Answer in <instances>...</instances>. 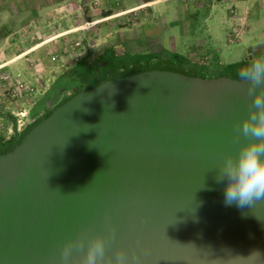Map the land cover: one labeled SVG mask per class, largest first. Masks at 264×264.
Here are the masks:
<instances>
[{"label":"water","instance_id":"obj_1","mask_svg":"<svg viewBox=\"0 0 264 264\" xmlns=\"http://www.w3.org/2000/svg\"><path fill=\"white\" fill-rule=\"evenodd\" d=\"M0 264H264V74L77 93L0 155Z\"/></svg>","mask_w":264,"mask_h":264},{"label":"rangeland","instance_id":"obj_2","mask_svg":"<svg viewBox=\"0 0 264 264\" xmlns=\"http://www.w3.org/2000/svg\"><path fill=\"white\" fill-rule=\"evenodd\" d=\"M202 1L204 8L190 9L188 16L179 5L171 8L175 3L172 1H163L166 3L143 10L139 15H116L112 9L91 15L88 13L90 8H86L76 19V28L82 31L60 33L53 29V21H46L50 31L43 33L34 28L36 0H29V20L34 23L30 24L28 32L12 33L8 53L14 56L13 63L8 65L0 60V136L9 139L14 135V128L17 133L22 132L41 119L50 98L64 86L63 73L77 66L84 56L93 64L105 52V58L132 63L128 68L145 69L165 59L164 55L173 54L175 46L200 39L212 49L216 47V54L186 57L201 62L208 72L219 74L227 65L250 58L252 49L264 43V0ZM100 4L94 2L92 7ZM186 17L193 25V33L183 32ZM74 24L76 22L72 21L71 25ZM79 35L90 37L98 45L84 46L85 42L81 40L70 42ZM26 39L27 46L20 47ZM2 51L4 48L0 47V54ZM123 70L125 67L119 71ZM73 93V89L64 92L57 103ZM17 121H20V127H17Z\"/></svg>","mask_w":264,"mask_h":264},{"label":"crops","instance_id":"obj_3","mask_svg":"<svg viewBox=\"0 0 264 264\" xmlns=\"http://www.w3.org/2000/svg\"><path fill=\"white\" fill-rule=\"evenodd\" d=\"M28 1L29 0H0V28H4L5 26L4 29L0 30V34L1 32H3L0 39L1 41L0 47L4 48V51H2L3 53L0 54V60L4 61L3 63H6L8 65H11L14 59L13 58L14 56H10L11 54L8 53V48L10 46L8 42L10 43V41H12V33H19L22 31L28 32L30 30V26H32L30 24L34 23V22L30 23L29 20ZM97 1L99 3L101 2L100 6L93 8L92 4ZM163 1L175 2L171 6V8H175L176 5L181 6L180 9H182L183 12L187 13L186 16L190 14L189 12L190 9L196 8L197 10H201L202 8H204V5L202 4L203 2L202 0H181V2L179 3H178L179 0H36V5H35L36 27L34 28L37 30V32L45 33L47 31H50V25L47 24L46 21L48 22L53 21L54 22V24H52L53 29H57V31L60 33L73 31V30L74 32H78V31L80 32L82 31L79 30L81 28H76L78 24L77 23L78 21L76 19L80 17L79 12L81 10L82 12H84L86 8H90L88 13L91 15L94 14L96 15L100 11L104 12V11H109L111 9L114 12L116 11L115 12L116 15H137V14L139 15L144 12L143 10L146 11L151 10L152 8H157L158 6H161L163 3H166ZM187 19L188 17L185 18L184 20L185 23L182 25L183 32L186 34L193 33V29H192L193 25H190V22L186 21ZM72 21L76 22V25L75 24L71 25ZM58 23L59 25L57 26ZM75 40L84 41L85 42L84 46L85 45H87L88 47L96 46L94 45L96 42L94 40L92 41L90 37L86 38V35H83V37H80V35L74 37V40H71L70 42ZM199 40L200 39H194L192 40V42L188 41V42H184V44H180L179 46H175L174 48L175 50L173 54L184 57L187 60V62L190 64L198 65L202 67L201 62L200 63L193 62L192 60H189L187 57H195L199 55L203 56L209 54L214 55L216 54V47L212 49V47H210L206 42H202ZM27 44H28V40L26 39L23 41V43H21L20 47L22 46L25 47L27 46ZM178 49L180 50L177 51ZM108 51L111 52L109 49ZM214 51L215 53H213ZM100 57H107V55L104 52ZM81 60H83L82 62L86 61L87 63H89L86 59V56L82 57ZM97 60L98 59H96L93 63H95Z\"/></svg>","mask_w":264,"mask_h":264},{"label":"trees","instance_id":"obj_4","mask_svg":"<svg viewBox=\"0 0 264 264\" xmlns=\"http://www.w3.org/2000/svg\"><path fill=\"white\" fill-rule=\"evenodd\" d=\"M251 53L252 55L250 58L227 65L219 74H212L208 72L203 66L201 67L198 65L190 64L184 57L178 56L176 54L164 55L165 59H163L162 61H158L155 65H151L145 69H135L132 67L128 68L132 63L127 62V64H125V62H118L109 57H100L92 65H90L86 61H81L77 66L70 69L67 73L64 74V86L61 87L60 92L58 89V91L56 92L57 94L54 98H50L51 101L47 107L46 114L41 119L30 124L22 132L17 133L14 128V135L9 139H5L4 137L0 136V155L9 152L15 146H17L24 138L26 133L29 132L37 123H39L50 113L53 108L49 107H51L53 103L57 102L58 98L61 97V95L66 91L73 89L74 93L65 98L58 105L62 104L77 93L92 89L107 80L124 77L147 70H168L182 73L191 77H201L204 79L230 77L236 80H240L254 75L264 74V43L252 49ZM122 67H125V70L119 71Z\"/></svg>","mask_w":264,"mask_h":264},{"label":"flooded vegetation","instance_id":"obj_5","mask_svg":"<svg viewBox=\"0 0 264 264\" xmlns=\"http://www.w3.org/2000/svg\"><path fill=\"white\" fill-rule=\"evenodd\" d=\"M60 98H61V97H60ZM60 98H59V99H60ZM59 99H58V100H59ZM58 104H59V103L55 102V103H53V104L51 105V107H49V108H54V107L57 106Z\"/></svg>","mask_w":264,"mask_h":264},{"label":"built area","instance_id":"obj_6","mask_svg":"<svg viewBox=\"0 0 264 264\" xmlns=\"http://www.w3.org/2000/svg\"><path fill=\"white\" fill-rule=\"evenodd\" d=\"M19 123H20V121H17V124H18L17 127H20V124ZM23 125L24 124H22L21 126H23Z\"/></svg>","mask_w":264,"mask_h":264}]
</instances>
